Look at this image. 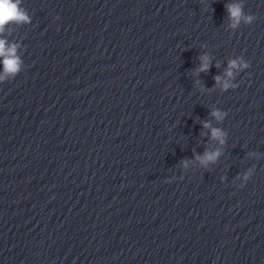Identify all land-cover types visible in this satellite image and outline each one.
Returning <instances> with one entry per match:
<instances>
[{
  "label": "water",
  "instance_id": "1",
  "mask_svg": "<svg viewBox=\"0 0 264 264\" xmlns=\"http://www.w3.org/2000/svg\"><path fill=\"white\" fill-rule=\"evenodd\" d=\"M232 3L252 22L230 27ZM20 7L0 33L21 61L0 63V264H264V0Z\"/></svg>",
  "mask_w": 264,
  "mask_h": 264
},
{
  "label": "clouds",
  "instance_id": "2",
  "mask_svg": "<svg viewBox=\"0 0 264 264\" xmlns=\"http://www.w3.org/2000/svg\"><path fill=\"white\" fill-rule=\"evenodd\" d=\"M21 0H0V33H3L6 25L14 24H25L29 22V16L27 12L20 7ZM226 12L230 21V27L236 28L243 20L245 23H251L253 20L252 16H246L243 12V5L241 3H232L225 5ZM17 45H11L6 47V42L0 39V63L3 65V72L5 75H14L20 69L21 61L16 56ZM201 61L199 67L196 69V73L207 71L209 68V57L207 55H201L198 57ZM249 65L240 58L230 60L228 62V69L226 70V76L232 77L234 69H245ZM4 79V75H0V80ZM216 84L220 85L222 89L227 90L229 87H234L227 80H221V77H214ZM217 120H222L226 113L219 110H213L210 113ZM204 128H209L210 125L207 121L203 122ZM224 133L219 128H211V138L218 140L221 144ZM220 155L218 151L208 152L205 151L203 156H196V159L200 161L201 165L206 166L209 162H214ZM184 166H187V161L182 162ZM247 177H245L246 179Z\"/></svg>",
  "mask_w": 264,
  "mask_h": 264
}]
</instances>
